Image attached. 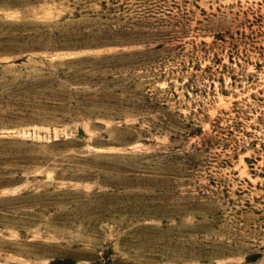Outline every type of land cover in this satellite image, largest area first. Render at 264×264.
<instances>
[{
  "label": "rangeland",
  "instance_id": "374dc122",
  "mask_svg": "<svg viewBox=\"0 0 264 264\" xmlns=\"http://www.w3.org/2000/svg\"><path fill=\"white\" fill-rule=\"evenodd\" d=\"M0 264H264V0H0Z\"/></svg>",
  "mask_w": 264,
  "mask_h": 264
}]
</instances>
